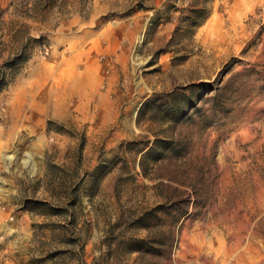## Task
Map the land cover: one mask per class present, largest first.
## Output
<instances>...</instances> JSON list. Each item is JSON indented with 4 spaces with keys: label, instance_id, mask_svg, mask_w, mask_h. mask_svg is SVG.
Wrapping results in <instances>:
<instances>
[{
    "label": "rangeland",
    "instance_id": "374dc122",
    "mask_svg": "<svg viewBox=\"0 0 264 264\" xmlns=\"http://www.w3.org/2000/svg\"><path fill=\"white\" fill-rule=\"evenodd\" d=\"M0 264H264V0H0Z\"/></svg>",
    "mask_w": 264,
    "mask_h": 264
}]
</instances>
